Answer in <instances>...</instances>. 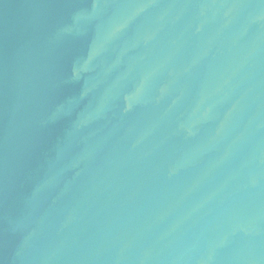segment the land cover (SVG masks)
<instances>
[{"label":"water","instance_id":"water-1","mask_svg":"<svg viewBox=\"0 0 264 264\" xmlns=\"http://www.w3.org/2000/svg\"><path fill=\"white\" fill-rule=\"evenodd\" d=\"M0 264H264V0H0Z\"/></svg>","mask_w":264,"mask_h":264}]
</instances>
